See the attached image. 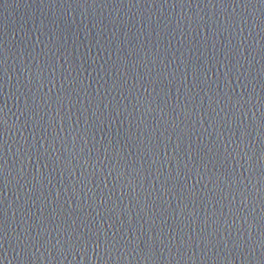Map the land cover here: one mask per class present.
<instances>
[{"label": "water", "instance_id": "95a60500", "mask_svg": "<svg viewBox=\"0 0 264 264\" xmlns=\"http://www.w3.org/2000/svg\"><path fill=\"white\" fill-rule=\"evenodd\" d=\"M0 264H264V130L213 0H0Z\"/></svg>", "mask_w": 264, "mask_h": 264}]
</instances>
